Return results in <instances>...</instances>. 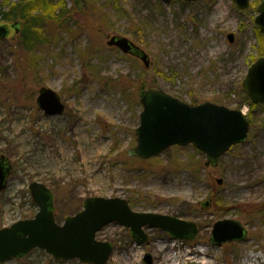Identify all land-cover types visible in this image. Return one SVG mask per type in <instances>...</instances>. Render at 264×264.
Segmentation results:
<instances>
[{
    "label": "rangeland",
    "instance_id": "374dc122",
    "mask_svg": "<svg viewBox=\"0 0 264 264\" xmlns=\"http://www.w3.org/2000/svg\"><path fill=\"white\" fill-rule=\"evenodd\" d=\"M18 1L0 0V10ZM63 1L69 12L42 29L52 40L26 51L19 45L21 33L12 28L0 44V155L12 167L7 189L0 191V229L37 214L29 187L41 182L55 194L59 223L81 211L86 198L121 197L135 211L200 226L193 241L147 230L150 240L139 246L128 228L111 222L97 234L115 246L107 264H144L146 252L156 264H264V107L254 111L248 141L225 154L218 169L185 168L192 155H204L190 145L172 147L149 162L134 159L127 151L136 144L143 109L137 88L146 68L140 59L106 43L108 37L122 35L145 49L153 72L144 84L187 102L212 101L248 115L242 82L258 55L254 22L261 0L255 6L253 0L248 10L234 0ZM103 15L110 26L101 24ZM16 22L3 21L0 14V24ZM230 33L235 34L233 43ZM93 42L96 48L90 52ZM159 70L170 79L159 76ZM42 87L61 95L64 113L50 116L40 109L36 100ZM209 171L225 180L218 191L228 204L223 209L199 206L212 192ZM239 203L257 204V212L245 217L235 207ZM232 218L244 222L248 238L212 245L214 222ZM0 264L84 263L56 260L34 249L23 259Z\"/></svg>",
    "mask_w": 264,
    "mask_h": 264
},
{
    "label": "water",
    "instance_id": "95a60500",
    "mask_svg": "<svg viewBox=\"0 0 264 264\" xmlns=\"http://www.w3.org/2000/svg\"><path fill=\"white\" fill-rule=\"evenodd\" d=\"M171 4L174 0H162ZM204 2L207 0H184ZM241 10H248L252 0H234ZM255 28L264 32V0L257 6ZM12 28L20 32L18 23L0 24V43L12 35ZM15 38V37H14ZM231 43L235 34H228ZM124 54L134 56L150 69L149 54L132 39L112 35L106 41ZM244 93L255 105H264V56L249 67L242 82ZM37 104L46 115L64 113L66 106L61 95L49 87H42ZM143 106L140 124L135 129L136 145L128 150L131 157L148 160L174 146H193L206 156L205 167L217 168L220 159L234 146L248 141L251 121L239 109H232L212 101L192 104L173 96L166 90L148 87L139 93ZM264 126V121H263ZM12 167L6 155L0 156V191L7 187ZM222 185L223 178H217ZM33 200L39 206L34 218L20 220L0 229V263L25 258L33 249L45 250L57 260H79L84 264H107L114 252V244L97 239V234L109 223L117 222L128 228L139 246L150 240L147 230L159 229L172 239L193 241L200 233L199 224L176 216L135 211L127 199L121 197H89L83 209L69 215L62 223L56 220L55 194L41 182L30 185ZM203 209L211 207V199L201 203ZM249 229L240 219H219L213 224L209 242L222 246L244 241ZM144 264H156L151 252H146Z\"/></svg>",
    "mask_w": 264,
    "mask_h": 264
},
{
    "label": "trees",
    "instance_id": "16d2710c",
    "mask_svg": "<svg viewBox=\"0 0 264 264\" xmlns=\"http://www.w3.org/2000/svg\"><path fill=\"white\" fill-rule=\"evenodd\" d=\"M85 2L87 1L85 0ZM255 3H259V0H254V4H253L254 6H255ZM66 8H67V5L64 3L63 0L58 1L56 3L50 0H22V1H18L14 5H11V8L8 9L7 11L1 9L0 14L2 15L3 21H6V22H16V21L18 22L19 21L20 23H22L21 34H20L21 36L19 38L20 39L19 45H21V47L24 50L31 51L37 48L39 45H43L49 40H52L50 36H46L43 33L45 29L44 25L55 26L56 25L55 22H51V21H54L56 19L59 20L60 18L64 17L65 14L69 12L67 11ZM106 20H107V15H103L102 17L103 23L101 24L104 26H110V23L106 22ZM256 33H257V39H258V45L256 46L258 55L253 58L252 62H254L257 57L264 56V32L260 31L259 29H256ZM137 41L140 43H143L141 38H139ZM95 48H96V43L93 42L92 46H90L89 48L90 52H92ZM145 70L147 69L143 70L142 75L140 77L142 84L139 85L137 88L138 95L141 90L149 87V85H146L143 82L145 79L149 78V74L153 72V68L151 67L150 70H148L149 72H146ZM158 75L164 77L165 79H170V77H168L167 74L161 70L158 71ZM150 87H156V85H150ZM126 88L128 87L126 86ZM247 100L251 108L247 116L249 120L251 121V125H254L255 124L254 111L259 107H264V105H255L249 100V98H247ZM191 103L198 104L200 102L196 99H193ZM175 147H178V146H175ZM196 152L200 154L198 150H196ZM203 156L197 157L195 154L192 155L191 161L190 162L187 161L184 164V167L192 168L196 170H199L200 168H202L203 165L205 167L206 160L204 161ZM133 158L138 159L135 157ZM140 161H143V160H140ZM149 161L146 160V162H149ZM218 168L219 166L217 167V169ZM208 169L209 168H207V170ZM211 169H216V168H211ZM216 179H217V174L212 171H209L206 181L208 182V184L211 185L212 192L208 196V199H211L212 201L211 208H215V210L223 209L224 207H226V204H227L226 201L222 200V198L218 196V191L220 190L222 185L220 186L217 183ZM200 205L201 203L199 204V206ZM235 207L236 209L240 211V213L243 216L251 217L253 216L254 213L257 212L258 205L239 203L238 205H235Z\"/></svg>",
    "mask_w": 264,
    "mask_h": 264
}]
</instances>
